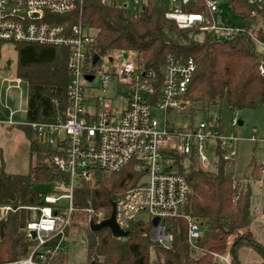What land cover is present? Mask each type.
I'll return each mask as SVG.
<instances>
[{"label": "trees", "instance_id": "trees-1", "mask_svg": "<svg viewBox=\"0 0 264 264\" xmlns=\"http://www.w3.org/2000/svg\"><path fill=\"white\" fill-rule=\"evenodd\" d=\"M228 5L242 16L246 31L224 39L196 27L180 28L166 17L167 8L158 0L131 10L118 2L77 0L73 11L58 17V21L66 26L79 24L93 32L94 46L100 52L118 49L134 52L140 70L151 73L148 80L154 90L152 104L159 97L167 60L191 57L196 68L182 96L185 106L181 111H172V126L181 128L196 123L192 119L194 107L190 109L188 123H177L187 103H198L202 111H207L210 106L224 102L233 112L264 105V43L257 41L264 42V25L258 22L254 28L257 40L249 34L255 23L251 13L257 12L263 18L264 4L255 6L249 0H228ZM187 9L203 11L204 7L200 1ZM16 46L19 49L16 73L28 82L26 122L20 128L35 159L25 173H9L0 166V204L34 206L43 203L46 190L33 188V183L56 184L67 180V173L43 163L41 152L51 148L45 146L27 123L54 122L63 117L69 104L66 94L69 50L24 43ZM174 159L176 171L186 177L189 186L184 211L202 227L196 241L200 249L194 250L188 244L186 221L181 217L169 222L173 238L168 248L149 238L151 223L147 219L132 220L126 229L127 236L122 238L114 237L109 228L89 227L84 208L90 204L95 210L101 209L104 218L108 217L116 193L136 184L143 175V170L133 161L118 172L102 174L94 189L77 183L73 190L76 210L66 234L69 238L72 227L85 233V264H222L212 252L224 254L227 248L231 263L239 264V246L247 243L246 235L254 239L251 230L244 233L240 230L252 220L251 181L262 176L259 159L251 155L241 173L234 162L232 175L225 173L222 160L214 168L204 169L194 158L186 167L182 156L175 155ZM29 219L30 212L20 208L0 220V263L27 256L33 245L24 231ZM231 236L234 238L230 242ZM252 239L247 245L261 254L264 264V247ZM50 262L68 264L66 250L59 249Z\"/></svg>", "mask_w": 264, "mask_h": 264}, {"label": "built area", "instance_id": "built-area-1", "mask_svg": "<svg viewBox=\"0 0 264 264\" xmlns=\"http://www.w3.org/2000/svg\"><path fill=\"white\" fill-rule=\"evenodd\" d=\"M148 1L151 0H101L102 3H122L126 7L131 3L137 8ZM158 1L166 6V17L180 28L196 27L200 31L211 32L218 39L246 31L244 26L220 27L214 23L213 13H220L216 8L217 0ZM200 1L203 11L187 9ZM249 1L255 6L264 4V0ZM76 2L0 0V46L3 43H24L62 46L69 50L66 65L69 104L63 117L54 122L27 123L45 146L51 148L41 152L43 163L55 164L57 169L67 173V180L50 184L40 205L0 204V220L20 208L30 212L24 231L33 241L26 257L0 264H53L50 259L68 241L66 228L76 210L73 205L76 184L91 187L102 174L118 172L133 161L143 170V175L114 201L116 223L126 230L132 220L146 212L148 218L145 219L151 223L149 238L168 248L173 238L169 222L172 218L181 217L186 221L188 244L199 250L196 241L202 227L184 211L189 186L186 177L175 169V155L183 157L185 167L192 158L204 169H212L222 160L225 173L232 175L231 167L238 157L239 142H264V137L254 134L234 136L232 132H225L220 123L206 118L192 126H172V115L169 118L168 112L183 110L182 96L193 77L194 60L191 57L167 60L159 97L152 104L150 100L154 90L148 80L151 73L140 70L134 52L124 49L100 52L94 46L93 32L79 24L66 26L58 21V17L73 11ZM251 17L255 23L249 34L257 40L254 28L258 22L264 25V17L260 19L254 11ZM2 68L0 57V78ZM95 78L97 83H91ZM6 80L13 87L23 79L14 76ZM97 89L102 93L92 94ZM86 91L90 93L87 95ZM114 102H118L116 107ZM6 123L14 122L9 118ZM237 125V119L233 118L231 127ZM259 163L260 172H263L264 158ZM83 210L90 214L87 224L104 219L100 210L96 211L90 204ZM154 217H157V222L153 225ZM212 255L222 264H232L228 250L224 254L212 252Z\"/></svg>", "mask_w": 264, "mask_h": 264}, {"label": "rangeland", "instance_id": "rangeland-1", "mask_svg": "<svg viewBox=\"0 0 264 264\" xmlns=\"http://www.w3.org/2000/svg\"><path fill=\"white\" fill-rule=\"evenodd\" d=\"M127 8L131 10L136 9L137 7L130 3ZM216 8L220 10V13L218 11L213 13L214 23L217 26L222 27L232 25V27L235 28H241L243 26L242 16L236 14L229 7L228 0H217ZM18 52L19 49L16 44L3 43L0 46L1 65L6 67L8 63L10 64V68L5 69L1 73L2 78H0V122H2V124H0V166L3 165L5 171L9 173L27 172L30 164H32L35 159V157L30 153V143L23 130L20 128V125H23L26 122L25 107L27 101V85L22 80L17 84V86L12 87V83L6 80V78L13 76L16 71ZM132 59L135 60L136 57L133 56ZM97 80L98 79L95 78L91 83L96 84ZM89 93L90 92L86 91L87 95ZM98 93H102L100 89H97L95 93L92 94L95 95ZM116 105H118V102L117 104L116 102L113 103L114 107H116ZM193 107L195 108V113L192 116L194 122L207 118L212 122L220 123L225 132H232L234 136L240 135L249 137L254 134L257 137H264V105H258L252 109H244L233 112L227 108L224 102L210 106L207 111H202L200 109V104L198 103H187L186 109L180 113L181 120H178L177 123H188L191 117L190 109ZM157 115L161 117L160 113H157ZM171 115L172 111H169L168 117L170 118ZM9 118L12 119L14 124L10 126L3 124ZM233 118H236L238 122L241 121V124L231 127ZM251 155L257 157L260 162V160L264 157V142H239L236 168L240 173L243 171V166L249 161V157ZM261 178V185L259 182H251L252 220L250 225L253 224V227H251L252 230L250 235H252L254 239L247 235L245 236L253 241H256L260 245L264 243V237L258 234V228L261 227V225H257L261 223L264 224V171L262 172ZM145 179L146 177L144 180ZM32 186L33 188L41 190L50 189V184L48 183H33ZM96 186L97 184L89 188L94 189ZM120 193L121 192H117L116 196ZM100 212L102 213L101 215L104 216L101 209ZM86 214L85 220L88 221L90 214L87 212ZM137 218L145 220V218H148V214L146 212H141ZM248 230L250 229L245 230L242 228L240 233H244ZM69 234L71 236L69 235L68 242L63 243L61 246L62 250H66V259L68 264H85L86 244L83 240L85 238V233L79 228L72 227ZM233 238L234 237L231 236L229 241L231 242ZM247 243L239 246V264H261V254L252 247H249Z\"/></svg>", "mask_w": 264, "mask_h": 264}, {"label": "water", "instance_id": "water-1", "mask_svg": "<svg viewBox=\"0 0 264 264\" xmlns=\"http://www.w3.org/2000/svg\"><path fill=\"white\" fill-rule=\"evenodd\" d=\"M88 79H91V77H89ZM238 124H241V121H239ZM51 166L53 168H56L55 164H51ZM114 214H115V208H114V204H112V209H111L110 215L108 217L104 218L100 222L89 221V227L92 230H98L100 228L106 227V228H109V230L111 231V233L114 237H116V238L126 237L128 234V231L120 228V226L115 221V215ZM156 222H157V217H154L152 219L153 225L156 224ZM31 233H32V236H34V232L32 231Z\"/></svg>", "mask_w": 264, "mask_h": 264}, {"label": "crops", "instance_id": "crops-1", "mask_svg": "<svg viewBox=\"0 0 264 264\" xmlns=\"http://www.w3.org/2000/svg\"><path fill=\"white\" fill-rule=\"evenodd\" d=\"M10 68V64L8 63L7 65H6V67H4L3 66V68H2V72L5 70V69H9ZM14 76H18L17 75V73H16V71H15V73L13 74V76H11V77H14ZM18 77H20V76H18ZM22 78V77H21ZM23 79V81L26 83V87H27V91H28V82H27V80L26 79H24V78H22ZM27 100H28V93H27ZM26 106H27V101H26ZM25 114H26V107H25ZM0 124H2V122H0ZM3 124H5V125H13V124H7L6 122H4ZM25 124V123H24ZM261 158V157H260ZM237 161H238V157H237V159H236V165H237ZM34 162V161H33ZM235 164V163H234ZM233 168H234V165H233ZM229 171H230V169H229ZM231 171H232V167H231ZM262 179V178H261ZM255 180L254 182H259V184L261 183V181L262 180ZM252 182V181H251ZM261 185V184H260ZM261 225V227H259L258 228V234L259 235H261L262 237H264V224H258L257 226H260ZM251 227H253V224H251L250 226H248V227H246V228H244L245 230H247V229H250V230H252L251 229ZM256 230V229H255ZM241 231V230H240ZM263 242H264V239H263ZM261 246L262 247H264V243L263 244H261ZM262 261H263V259H262Z\"/></svg>", "mask_w": 264, "mask_h": 264}]
</instances>
